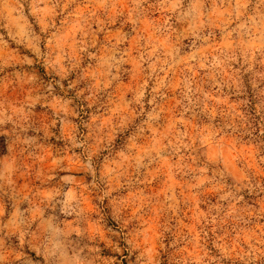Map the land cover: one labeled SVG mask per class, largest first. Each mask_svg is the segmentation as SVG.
Instances as JSON below:
<instances>
[{"label": "clouds", "instance_id": "clouds-1", "mask_svg": "<svg viewBox=\"0 0 264 264\" xmlns=\"http://www.w3.org/2000/svg\"><path fill=\"white\" fill-rule=\"evenodd\" d=\"M0 264H264V0H0Z\"/></svg>", "mask_w": 264, "mask_h": 264}]
</instances>
